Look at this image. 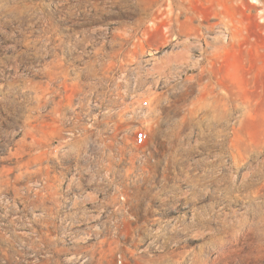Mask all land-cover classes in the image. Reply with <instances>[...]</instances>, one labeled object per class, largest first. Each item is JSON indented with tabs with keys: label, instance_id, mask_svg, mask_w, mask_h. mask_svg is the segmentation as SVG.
<instances>
[{
	"label": "rangeland",
	"instance_id": "obj_1",
	"mask_svg": "<svg viewBox=\"0 0 264 264\" xmlns=\"http://www.w3.org/2000/svg\"><path fill=\"white\" fill-rule=\"evenodd\" d=\"M0 264H264V0H0Z\"/></svg>",
	"mask_w": 264,
	"mask_h": 264
},
{
	"label": "built area",
	"instance_id": "obj_2",
	"mask_svg": "<svg viewBox=\"0 0 264 264\" xmlns=\"http://www.w3.org/2000/svg\"><path fill=\"white\" fill-rule=\"evenodd\" d=\"M145 139H146V134L144 132H140L136 134L135 136V143L137 145H143V143L145 142Z\"/></svg>",
	"mask_w": 264,
	"mask_h": 264
},
{
	"label": "bare ground",
	"instance_id": "obj_3",
	"mask_svg": "<svg viewBox=\"0 0 264 264\" xmlns=\"http://www.w3.org/2000/svg\"><path fill=\"white\" fill-rule=\"evenodd\" d=\"M226 39V38H225Z\"/></svg>",
	"mask_w": 264,
	"mask_h": 264
}]
</instances>
